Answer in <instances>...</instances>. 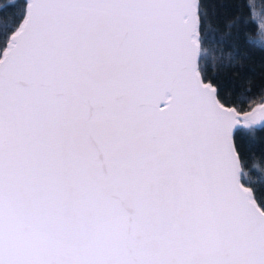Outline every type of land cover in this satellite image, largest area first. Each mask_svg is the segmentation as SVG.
Returning <instances> with one entry per match:
<instances>
[{"label": "snow or ice", "instance_id": "1", "mask_svg": "<svg viewBox=\"0 0 264 264\" xmlns=\"http://www.w3.org/2000/svg\"><path fill=\"white\" fill-rule=\"evenodd\" d=\"M3 7L0 264H264V193L235 143L264 130V89L221 96L201 0Z\"/></svg>", "mask_w": 264, "mask_h": 264}, {"label": "trees", "instance_id": "2", "mask_svg": "<svg viewBox=\"0 0 264 264\" xmlns=\"http://www.w3.org/2000/svg\"><path fill=\"white\" fill-rule=\"evenodd\" d=\"M10 2L17 5L20 0H0V36L16 22L18 8H5ZM207 14L202 33L214 34L215 40L206 39L203 49L204 67L213 83L220 85L221 96L236 101L242 94L246 98H258L264 89V51L250 47L245 42L248 36L258 39V23L252 24L250 10L253 4L259 16L264 12V0H201ZM230 22H236L229 28ZM247 23V25L245 24ZM234 53L229 58V53ZM247 101L242 105L248 108ZM236 146L247 174L245 183L260 195L264 193V130L258 129L254 136L243 132L237 137Z\"/></svg>", "mask_w": 264, "mask_h": 264}, {"label": "water", "instance_id": "3", "mask_svg": "<svg viewBox=\"0 0 264 264\" xmlns=\"http://www.w3.org/2000/svg\"><path fill=\"white\" fill-rule=\"evenodd\" d=\"M247 186V185H246Z\"/></svg>", "mask_w": 264, "mask_h": 264}]
</instances>
